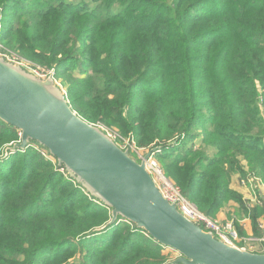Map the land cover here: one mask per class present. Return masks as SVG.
I'll return each instance as SVG.
<instances>
[{"label":"trees","instance_id":"1","mask_svg":"<svg viewBox=\"0 0 264 264\" xmlns=\"http://www.w3.org/2000/svg\"><path fill=\"white\" fill-rule=\"evenodd\" d=\"M0 26L3 54L64 79L82 119L158 148L207 217L231 201L259 230L264 205L230 184L245 167L264 183V0H0ZM20 138L0 120V264H170L45 150L5 155Z\"/></svg>","mask_w":264,"mask_h":264},{"label":"water","instance_id":"2","mask_svg":"<svg viewBox=\"0 0 264 264\" xmlns=\"http://www.w3.org/2000/svg\"><path fill=\"white\" fill-rule=\"evenodd\" d=\"M0 120L20 132L7 153L35 145L68 177L119 218L178 254L170 264H264V253L230 246L185 218L167 201L146 170L99 126L73 111L53 76L41 79L0 57Z\"/></svg>","mask_w":264,"mask_h":264},{"label":"built area","instance_id":"3","mask_svg":"<svg viewBox=\"0 0 264 264\" xmlns=\"http://www.w3.org/2000/svg\"><path fill=\"white\" fill-rule=\"evenodd\" d=\"M14 55V54H13ZM16 56V55H15ZM0 57H4L6 60L9 62L15 63L17 65L22 66L26 70L30 71L33 73L35 76L41 78V79H46L50 76H53L55 79V72H44L43 74H38L35 70H31L29 67H26L22 63L30 64L33 65L30 62H27L25 60L17 59L21 63H16L10 57L8 54H3L2 52V46L0 44ZM17 57V56H16ZM35 66V65H33ZM56 81V79H55ZM104 131V130H103ZM105 132V131H104ZM106 133V132H105ZM122 150H128L130 153V156L138 161V163L144 161L145 156L149 152H144L142 149H140L133 138L130 137V143L127 144V146H121L117 143V138H113L111 135L106 133ZM43 151V150H42ZM152 151V150H151ZM150 151V152H151ZM158 151L153 153L151 157L145 162L146 163V170L149 173V175L152 177L153 181L155 182L156 186L160 190L161 194L163 197L169 201L172 204H175L178 211L188 220L191 222H194L196 224H199L202 229L206 232H211L216 239L230 245L236 248H240L243 250H247L250 252H253V249L251 247L252 242H264V238L262 239H255L251 237H242L239 234V231L236 230L234 227V222L233 220L231 223H224L223 225L217 222V220H213L209 217H207L205 214H203L199 208L194 205L192 202H190L181 192L180 188L176 186L166 175L164 172L162 166L159 164L158 160L156 159V154ZM43 156L47 157L45 153L42 154ZM60 172L65 174L64 169H59ZM248 181L242 180V184L244 186H248L251 189V197L252 201L248 202L249 208H253L256 206H263L264 202L262 201V198L259 197L261 194L260 189L258 188V185H255L258 180L260 182H263L261 179L250 175L249 177L245 178ZM96 202V201H95ZM96 203H99L98 201ZM254 253V252H253Z\"/></svg>","mask_w":264,"mask_h":264},{"label":"rangeland","instance_id":"4","mask_svg":"<svg viewBox=\"0 0 264 264\" xmlns=\"http://www.w3.org/2000/svg\"><path fill=\"white\" fill-rule=\"evenodd\" d=\"M73 1V0H72ZM0 27H2V26H0ZM1 34V33H0ZM0 43H1V41H0ZM2 46V48H3V45H1ZM8 55L10 56V57H12V58H16V59H12L14 62H16V63H21V62H19L17 59H19L18 57H16L15 55H13L12 53H8ZM23 65H25L26 67H29L32 71L33 70H35L38 74H43L44 72H46V67L45 66H41V67H43L42 69L41 68H38V67H36V66H33V65H30V64H26V63H22ZM35 64V63H34ZM37 64V63H36ZM45 74V73H44ZM56 83H57V85L63 90V92H65L66 93V84H65V81H64V79H62V78H60V79H57L56 80ZM97 126H99L102 130H104L106 133H108L109 135H111L113 138H117V143L119 144V145H121V146H127V144L128 143H130V136H127V135H125V134H123L122 133V131L121 130H119V129H117V128H115V127H108V126H102V125H97ZM137 145V144H136ZM201 145V143H199V142H197V144H196V146H194V147H196V148H198L199 146ZM138 146V145H137ZM10 147H13L12 145H10V146H8V148H10ZM31 147V146H30ZM139 147V146H138ZM8 148H6L5 149V155H6V152H7V149ZM36 147L35 146H33V147H31V150H34ZM140 149H142V151H146V152H150L152 149H154V148H156V147H152V148H149V147H139ZM40 150H42V149H40ZM8 154V153H7ZM4 156V153L3 154H0V158L1 157H3ZM132 158V157H131ZM132 159H134V158H132ZM156 159L158 160V162H159V164L162 166V168H163V170H164V172L166 173V171H165V166H164V163L159 159V157H158V155L156 156ZM136 162H138L136 159H134ZM62 173V172H61ZM245 173H248L246 176H235L234 178H233V180L235 181V184L237 185V187H239V189H241V190H239V194L242 196V198L243 199H245V197L247 196V193L248 194H251V192H250V188H249V185L250 184H248V186H244L243 184H242V180H245V181H248L247 179H245V178H247V177H249V175H252V174H250L249 173V170L247 169V167H245ZM65 175V174H64ZM167 175V174H166ZM167 177L171 180L172 178L169 176V175H167ZM173 180V179H172ZM171 180V181H172ZM232 180V181H233ZM176 186H178L176 183H175V181L173 180L172 181ZM232 183V182H231ZM230 185H232V184H230ZM255 185H258V188L260 189V191H261V189L263 188L264 189V183L263 182H260L259 180H258V182H256L255 183ZM179 187V186H178ZM232 187V186H231ZM180 188V187H179ZM232 188H236V187H232ZM181 189V188H180ZM246 190V191H245ZM247 192V193H246ZM244 193H246V195H244ZM234 202H225L224 203V205H223V208H225V210H224V214H225V218L227 217V214H229L230 212H231V208H233V210H235V212L232 210V214H233V216H231V217H229V219H227V220H223V219H219V220H217V222H219L220 224H224V223H231L233 220H235V222H234V227L236 228V230H238V227H237V225H236V221L238 220L239 221V224L241 223V214H238V211L236 210V206L235 207H233L231 204H233ZM194 204V203H193ZM195 205V204H194ZM223 208H221V210L223 209ZM220 210V211H221ZM245 213V212H244ZM247 216H249V214H251L250 212H248V213H245ZM246 216V217H247ZM241 225V224H240ZM239 231V230H238ZM240 234V233H239ZM249 237H251V238H255V237H253V236H249ZM255 239H259V238H255ZM250 248H252L253 249V252H256V251H264V242L262 243V242H252L251 243V247ZM178 258V254H176L175 252H173V254H172V256H171V261H174V260H176Z\"/></svg>","mask_w":264,"mask_h":264},{"label":"crops","instance_id":"5","mask_svg":"<svg viewBox=\"0 0 264 264\" xmlns=\"http://www.w3.org/2000/svg\"><path fill=\"white\" fill-rule=\"evenodd\" d=\"M232 187H236V188H232V190L239 192V187H237V185L235 184V181H232ZM243 190V189H242ZM241 190V191H242ZM246 191V190H245ZM247 193V192H246ZM246 193H244V195H246ZM261 198L264 201V189H262L261 191ZM244 201H252V197L250 194L247 193V196L245 197ZM233 207L236 206V210L238 211V214H241V225L239 224V221H236V225L238 227L239 233L242 237H249V236H253L255 238H259L262 239L264 238V217H261L257 220V224H258V231L255 230L254 225H253V219L251 216H247L243 210H241L240 206L237 203H233L231 204ZM259 208L263 207V206H257ZM224 210L225 208H223L217 215H216V219H223V220H227L229 219V217L233 216L232 214V210L233 208H231V212L229 214H227V217L225 218V214H224ZM235 212V210H233ZM247 216V217H246Z\"/></svg>","mask_w":264,"mask_h":264}]
</instances>
